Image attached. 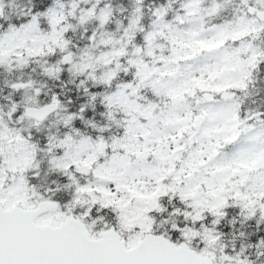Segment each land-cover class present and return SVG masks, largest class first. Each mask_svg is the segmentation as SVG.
I'll return each instance as SVG.
<instances>
[{
	"label": "snow or ice",
	"instance_id": "6c2138e0",
	"mask_svg": "<svg viewBox=\"0 0 264 264\" xmlns=\"http://www.w3.org/2000/svg\"><path fill=\"white\" fill-rule=\"evenodd\" d=\"M0 264H264V0H0Z\"/></svg>",
	"mask_w": 264,
	"mask_h": 264
}]
</instances>
